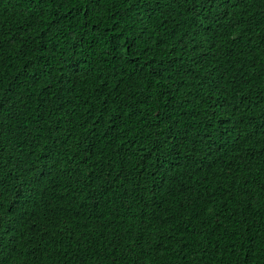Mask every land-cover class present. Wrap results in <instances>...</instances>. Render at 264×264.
Here are the masks:
<instances>
[{
    "label": "trees",
    "instance_id": "16d2710c",
    "mask_svg": "<svg viewBox=\"0 0 264 264\" xmlns=\"http://www.w3.org/2000/svg\"><path fill=\"white\" fill-rule=\"evenodd\" d=\"M0 264H264V0H0Z\"/></svg>",
    "mask_w": 264,
    "mask_h": 264
}]
</instances>
